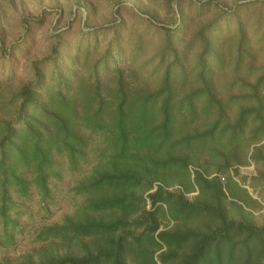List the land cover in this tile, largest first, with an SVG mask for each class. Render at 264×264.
<instances>
[{"label": "trees", "instance_id": "1", "mask_svg": "<svg viewBox=\"0 0 264 264\" xmlns=\"http://www.w3.org/2000/svg\"><path fill=\"white\" fill-rule=\"evenodd\" d=\"M173 1L177 5L181 2L165 0L171 10ZM206 2L219 7L214 0ZM121 4H113L116 13ZM5 5L17 14L13 25L18 30L17 39L6 44L0 33V60L11 63L15 50L29 53L44 21L58 9L44 7L39 14L29 15L17 12L14 0H0V20ZM70 11L85 20L93 9L73 2ZM60 17L59 10L53 23L56 29L39 38L50 42L45 53L25 58L28 77L16 83L10 81L12 75L7 81L0 78V247L13 245L23 231L18 212L12 211L17 200L27 197L31 186L44 200L48 197V178L58 177L62 165L56 156H64L67 166L76 167L86 156V129L104 134L106 145L89 172L73 181L70 189L82 196L81 201L60 221L31 229L29 235L38 244L14 260L0 257V264H264V226H256L244 216H227L226 196L218 178L194 171L192 181L199 191L196 201L186 199L180 191L155 185L165 181L164 172L169 171L182 175L192 187L190 149L215 136H226L232 143L248 129L247 143L264 137L262 81L250 84L246 94L229 99L228 104L233 100L239 105L236 116L229 120L226 105L216 98L205 76L204 62L212 45L202 33L198 82L175 99L172 69L178 66L185 76L171 41L176 27L157 26L164 41L144 65L151 66L150 77L159 70L163 73L153 88L141 85L136 89L126 81L125 67L123 71L118 62L124 54L119 43L120 19L70 35V22L58 28ZM136 19L142 30L156 29L150 20ZM108 33L112 37L100 49ZM68 36L73 37V56L64 45ZM63 56L68 65L59 64ZM49 66L54 71L47 83ZM78 66L87 77H77ZM100 69L107 74L105 80L99 78ZM205 95L207 99L195 104L196 98ZM201 114L211 119L204 128L193 124L201 119L205 122ZM260 151L261 147L254 146L252 156L264 160ZM229 161L225 157L221 166ZM217 166L216 171H220L221 166ZM166 219L177 226L162 228Z\"/></svg>", "mask_w": 264, "mask_h": 264}, {"label": "rangeland", "instance_id": "2", "mask_svg": "<svg viewBox=\"0 0 264 264\" xmlns=\"http://www.w3.org/2000/svg\"><path fill=\"white\" fill-rule=\"evenodd\" d=\"M117 1L122 4L119 12L116 13L113 4ZM206 1L181 0L178 5L176 1H173V10H171L165 0H14L17 12L25 11L29 15L39 14L44 7H53L58 10L52 11L46 18L44 26L36 35L35 45L28 54L15 50L12 65L9 60H0V78L7 81V78L12 75L10 81L16 83L28 77L24 60L45 53L50 42L39 38L50 29H56L53 23L60 10L58 28L67 26L70 22V35L79 29L90 30L110 25L114 19H120L119 43L124 54L118 62L120 61L119 66L123 71L125 67L126 81L136 89L141 88V85L153 88L161 79L163 70L157 71L150 77L151 66L145 67L144 63L163 40V34L157 31V26L167 24L170 28L176 27L171 41L180 56L185 74L184 77L181 76L178 66L172 69L171 86L175 90L174 98L180 99L198 82L197 59L202 48L200 36L202 33V36L209 39L212 45L204 62L205 76L216 98H220L226 105V118L232 120L239 107L233 103V100L228 104L232 96L246 94L248 86L259 79L263 83L261 93L264 97V0H214L219 4L218 8L213 3L208 6ZM73 2L89 4L93 11L85 20L78 13L74 17L70 11ZM12 9L5 5L2 20H0V33L4 36L6 44L15 41L18 35V30L13 26L16 23L17 14ZM136 17L150 20L156 29L148 32L142 30L143 26L138 24ZM201 29L202 32H200ZM181 30H184V33H181ZM111 37L112 33H108L105 42L101 41L100 49L106 47ZM99 38L102 36L100 35ZM64 39L66 51L69 56H73L74 50L71 49L73 37L68 36ZM240 46L241 56L238 59L237 50ZM60 62L68 65L66 58L60 60L59 64ZM75 70L78 78L87 77L80 71V66ZM52 71H54L52 66L46 69L47 83L52 80ZM99 78L101 80L107 78L103 69L99 70ZM74 83L77 84V79ZM196 99L198 100L195 104H199L201 99H207V95ZM201 115L205 122L203 123L201 119L193 124L204 128L206 121L211 119L210 115ZM84 134L88 139L86 156L79 159L76 167L67 166L64 156H54L62 165L59 166L58 177L48 178V197L45 200L34 186H31L27 197L17 200V205L12 211L18 212L16 216L23 231L21 235L16 236L17 240L13 245L6 248L0 247V257L13 259L31 246L37 245L38 242H33L29 235L30 230L39 225L60 221L65 213L73 209L76 202L81 201L82 196L75 195L70 189L73 181L89 172L92 165L98 161L101 149L106 145L104 134L91 133L89 129L84 130ZM227 139L226 136H215L201 146L190 149L192 151L189 152L188 173L192 187L187 185V180L182 175L169 171L164 172L165 181L156 182L155 185L161 184L168 191H180L190 201L199 200V191L192 181L194 171L199 170L207 178L219 179L226 196L225 208L228 217L239 219L244 216L256 226H264V160L252 156L254 146L261 147L260 156H264V137L255 143H247L249 139L247 129L237 141L229 143ZM225 157L230 161L227 166L222 167ZM217 165L221 166L220 171H216ZM12 215L15 216L14 213ZM175 226L177 223L171 219L162 222V228L168 229Z\"/></svg>", "mask_w": 264, "mask_h": 264}]
</instances>
